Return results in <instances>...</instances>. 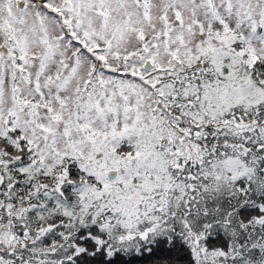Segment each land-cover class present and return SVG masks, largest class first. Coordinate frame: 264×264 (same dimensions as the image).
I'll return each mask as SVG.
<instances>
[{"label": "snow or ice", "instance_id": "obj_1", "mask_svg": "<svg viewBox=\"0 0 264 264\" xmlns=\"http://www.w3.org/2000/svg\"><path fill=\"white\" fill-rule=\"evenodd\" d=\"M0 264H264V0H0Z\"/></svg>", "mask_w": 264, "mask_h": 264}]
</instances>
